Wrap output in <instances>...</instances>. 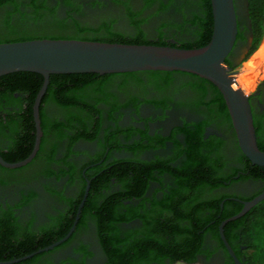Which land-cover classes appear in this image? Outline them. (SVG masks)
I'll use <instances>...</instances> for the list:
<instances>
[{"label": "trees", "instance_id": "16d2710c", "mask_svg": "<svg viewBox=\"0 0 264 264\" xmlns=\"http://www.w3.org/2000/svg\"><path fill=\"white\" fill-rule=\"evenodd\" d=\"M157 1V11L146 17H142V13L150 9L155 0H143L138 11H133L127 3L117 1L125 5L123 13L133 29L119 32L106 22L90 25L73 18V14L81 13L77 0H59V5L55 6L50 5L48 0H0V43L48 39L196 49L210 41L213 30L210 0H179L175 10L182 22L163 24L156 36L148 37L142 26L148 23L150 16L165 11L175 0H168L167 3ZM246 2L251 42L240 63L231 60L232 53L225 59L232 70H236L257 49L263 35L264 0ZM60 5L66 8L64 16L58 11ZM168 33L174 39L172 43L167 41ZM241 40L244 41V38L238 31L236 42ZM175 74L189 76L195 82L191 86L198 91L204 92V85L209 86L213 95L211 104L217 117L230 122L220 92L214 85L195 75L159 71L50 75L39 106L42 132L39 150L25 167L14 170L0 167V184L12 183L27 171L36 169L44 177L67 176L71 184L79 181V193L75 197L64 198L62 191L56 192L50 188V192L65 200L67 209L51 217L49 225L40 228L38 233L30 227H22L10 208L2 209L0 262L34 255L64 238L73 225L87 182L89 190L71 238L87 225L88 220L92 221L107 264H202L198 263L197 256L206 254L203 246L207 234L228 254L218 227L223 221L237 215L242 206L216 193L215 190L223 187V182L230 175L225 172L221 157L202 139L201 128L193 133L186 132L184 151L179 160V156H174L148 162L135 157L105 163L101 154L81 167L69 160L73 154L72 146L77 140L97 139L100 122L93 125L97 121L95 117L100 116L97 104H110L108 88L111 84L120 81V85L124 86L129 81L138 82L145 77L150 83L161 81L167 85ZM42 84L43 77L31 72H16L0 77V156L7 163L23 161L32 152L35 142L33 105ZM48 105L63 116L61 121L58 116L46 113ZM253 125L258 147L264 151L259 128L256 122ZM114 128L121 132L118 126ZM106 137L107 141L112 138L108 134ZM63 140H66L65 151L57 158L56 150ZM133 145L125 148L132 151L143 148H138L136 143ZM241 158L243 162H248L253 177L264 179V167L251 166L243 155ZM53 165L60 166L58 174L52 169ZM162 175H168L172 181L163 197H145L151 182L162 184ZM111 179L114 183H111ZM113 185H117L119 190L112 192ZM31 197L32 191L21 205L28 203ZM135 219L140 222L137 228L121 229L122 224ZM223 235L242 264H264V200L242 217L226 223ZM83 252L88 254L84 248ZM45 254H36L19 264L40 262ZM228 260L230 263L226 264H233L230 257Z\"/></svg>", "mask_w": 264, "mask_h": 264}, {"label": "flooded vegetation", "instance_id": "af4514ba", "mask_svg": "<svg viewBox=\"0 0 264 264\" xmlns=\"http://www.w3.org/2000/svg\"><path fill=\"white\" fill-rule=\"evenodd\" d=\"M58 1L48 0L52 6L59 5ZM77 1L81 5V13L73 14V18L90 25L106 22L119 32H129L133 29L129 26L123 13L125 5L120 4V2L117 3V1L127 3L133 11H138L143 5V0ZM161 1L164 3L168 2V0ZM158 5V1L156 2L155 0L152 7L142 13V17L157 11ZM178 5L179 0H175L165 11L150 16L148 23L142 26L148 37L156 36L159 27L163 24L182 22L180 15L175 10ZM234 5L238 31L242 33L244 38V41L241 40L235 43L231 52V60L237 63L241 49L246 45L248 38H251V32L246 0H234ZM64 10L66 8L60 5L59 13L63 15ZM161 29L165 30L164 28ZM167 37V41L172 43L174 40L172 35L168 33ZM194 83V80L189 76L177 74L173 75L172 80L167 85L161 81L150 83L145 77L138 82L129 81L124 86L120 85V81H115L108 88L110 104H97L100 116H96L95 119L97 121L93 123L95 126L97 122H100L97 139L92 141L77 140L72 146L73 154L69 160L75 163L77 167H81L101 154L103 155L102 161H105V163L113 160L135 159V157L148 162L174 156H179V160L183 155L186 132L193 133L201 128L202 139L207 141L208 145L212 146L214 153L221 157L225 165L224 170L230 175L227 181L223 182V187L215 190L216 193L225 195V200L236 202L243 208L244 202L251 201L264 192V179L253 177L248 162H243L241 158L243 154L238 146L231 120L227 122L222 117H217V113L214 111V105L211 104L213 96L211 88L204 85V92H201L191 86ZM157 86L159 87L157 88ZM248 102L253 122H256L259 128V137L264 142V80L257 85L253 93L248 95ZM45 109L50 116H58L59 121L63 119V116L53 106L48 105ZM115 126L121 128V132H117L114 128ZM107 134L112 136V138L108 137L110 141L106 140ZM256 141H258L257 136ZM135 143L138 148L143 147H141V151H132L125 148L127 145H135ZM65 145L66 140L59 143L56 150L57 158L62 156L65 151ZM251 166L254 165L251 164ZM59 168L60 166H52V169L57 174L59 173ZM15 181L7 185L0 184V211L10 208L17 222L22 227H30L36 233L40 231V228L49 225L51 217L58 216L67 209L65 200L56 196L52 191L50 192L49 189H54L56 192L62 191L64 198H70L75 197L79 193L80 188V182L77 180L71 184L67 176L59 178L44 177L38 174L36 169L27 171L23 177ZM160 182L162 184L151 182L145 191V197L154 196L157 199H161L172 181L168 175H162ZM111 183H114L113 179H111ZM86 188L89 190V182H87ZM118 190L119 187L117 185L112 186V192ZM31 191L33 192V197L30 198L28 203L21 205L22 200L28 197ZM85 195L87 196L86 190ZM222 206L223 202L220 204L221 209ZM79 214L77 210L76 217L78 219ZM139 225L140 222L135 219L122 224L121 229H134ZM74 231L75 228L71 236ZM71 236L52 250L37 253V255L46 254L42 256L40 262L32 264H69L70 262L107 264V259L99 244L97 232L92 221L88 220L87 225L83 229L77 232L73 238ZM83 248L88 254L83 252ZM203 248L206 254L197 256L198 263H230L228 257L231 258V256L228 251L226 250L228 253L226 254L220 249L218 243L209 234L204 237ZM24 261L25 259L15 264ZM231 261L235 264L232 258Z\"/></svg>", "mask_w": 264, "mask_h": 264}, {"label": "water", "instance_id": "95a60500", "mask_svg": "<svg viewBox=\"0 0 264 264\" xmlns=\"http://www.w3.org/2000/svg\"><path fill=\"white\" fill-rule=\"evenodd\" d=\"M213 30L210 41L200 48L180 49L170 46L128 45L79 40H31L16 43H0V77L16 72H31L43 77L33 105L35 143L30 155L23 161L7 163L0 157V166L6 169L25 167L39 150L41 128L39 106L55 74H123L135 72H183L195 75L214 85L222 95L242 154L254 166L264 167V151L256 141L253 117L248 95L235 88L236 71L225 63L232 52L238 33L234 0H210ZM88 188H86L87 193ZM86 195L79 206L83 205ZM264 200V192L251 201L244 202L241 211L219 226L220 238L235 264H242L229 245L223 227L245 215ZM78 216V215H77ZM78 217L67 235L35 254L52 250L65 242L73 233ZM33 255V254H32ZM23 257L0 264H15L31 257Z\"/></svg>", "mask_w": 264, "mask_h": 264}, {"label": "rangeland", "instance_id": "374dc122", "mask_svg": "<svg viewBox=\"0 0 264 264\" xmlns=\"http://www.w3.org/2000/svg\"><path fill=\"white\" fill-rule=\"evenodd\" d=\"M251 38H248L247 43L243 48L241 49V52L237 58V63H240L243 59L244 55L247 53L249 46H250ZM264 44V28H263V35L262 39L257 47V49L248 57L246 61H244L235 71L236 75L238 76L243 75L242 80L249 83L250 89L248 91L242 90L239 86V88L244 91L246 95H250L253 93L257 87V85L264 80V63L259 67L255 68L253 67V71H249L245 66L247 63H249L257 54L258 50L263 47ZM255 64H252V66ZM247 69V70H246ZM251 72V73H250ZM245 76V77H244ZM238 85V84H237ZM252 87V88H251Z\"/></svg>", "mask_w": 264, "mask_h": 264}, {"label": "bare ground", "instance_id": "6f19581e", "mask_svg": "<svg viewBox=\"0 0 264 264\" xmlns=\"http://www.w3.org/2000/svg\"><path fill=\"white\" fill-rule=\"evenodd\" d=\"M264 63V44H263V47H261L259 50H258V52H257V54H256V56L249 62V63H247L246 64V68L249 70V71H253L254 69H253V67L255 66L256 68H259L262 64ZM252 64H255V65H253L252 66ZM254 67V68H255ZM246 69V70H247ZM251 73V72H250ZM242 77H243V75H236V83L238 84V85H236L235 86V88L237 89V88H241L242 90H245V91H248L249 89H250V85H249V83H247V82H245V81H243L242 80ZM245 77V76H244ZM239 86V87H238ZM239 88V89H240ZM252 88V87H251ZM244 92V91H243Z\"/></svg>", "mask_w": 264, "mask_h": 264}]
</instances>
